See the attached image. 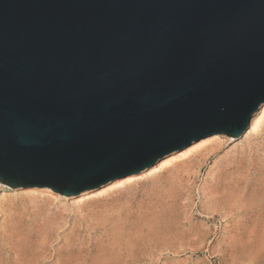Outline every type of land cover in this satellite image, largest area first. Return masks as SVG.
<instances>
[{"label": "water", "instance_id": "water-1", "mask_svg": "<svg viewBox=\"0 0 264 264\" xmlns=\"http://www.w3.org/2000/svg\"><path fill=\"white\" fill-rule=\"evenodd\" d=\"M264 103V0H0V183L78 195Z\"/></svg>", "mask_w": 264, "mask_h": 264}, {"label": "rangeland", "instance_id": "rangeland-1", "mask_svg": "<svg viewBox=\"0 0 264 264\" xmlns=\"http://www.w3.org/2000/svg\"><path fill=\"white\" fill-rule=\"evenodd\" d=\"M258 116L246 138L211 135L222 142L208 152L189 145L85 204L48 187L38 190L58 199L31 201L0 183V264H264V108Z\"/></svg>", "mask_w": 264, "mask_h": 264}, {"label": "bare ground", "instance_id": "bare-ground-1", "mask_svg": "<svg viewBox=\"0 0 264 264\" xmlns=\"http://www.w3.org/2000/svg\"><path fill=\"white\" fill-rule=\"evenodd\" d=\"M264 108V104H261L260 105V107H259V109H258V111L257 112H255L253 115H252V117H251V121H250V124H249V131H251V130H256V128L258 127V117L260 116H258V113H259V111L261 110V109H263ZM260 125V124H259ZM247 130V131H248ZM245 132L244 134H243V136L242 137H245L246 138V136L248 135V133L249 132ZM219 138H220V136H209V138H206L205 140H201L200 142L198 141H196V142H194L193 144H191L192 146L191 147H189L188 149H186L185 151H188L189 149H202V150H206L207 152H208V149L210 148V149H212V145H214V144H220L222 141H220L219 140ZM231 139V138H230ZM205 141L207 142L208 141V143H205ZM199 143V144H198ZM203 143V144H202ZM205 143V144H204ZM239 143V142H238ZM216 145V146H217ZM215 146V145H214ZM181 151H183L182 149H180V150H177V151H175V152H173V153H171V154H168L166 157L167 158H165L166 160L164 161V162H169V163H172V162H175V160L177 159V157L179 156V155H177L178 153H181ZM196 152V151H195ZM211 152V151H210ZM187 153H189V152H187ZM181 154H183V153H181ZM182 156V155H181ZM181 159V158H180ZM178 161V160H177ZM173 166V165H172ZM148 169H150L149 167L146 169V170H148ZM146 170H144V171H146ZM144 171H142V172H137V173H134V174H130V175H127V176H125V177H120V178H116V179H113L112 181H110V182H107L106 184H104V185H102V186H99L100 188L102 187V189L103 188H105L106 186L107 187H109L111 184L113 185L114 184V186L117 184V186L118 185H121L122 183H123V180H128L127 182H128V184H129V186L130 185H132L133 183H134V181L135 180H137L138 178H141V177H139V176H141L140 174L141 173H143ZM150 171V170H149ZM145 174V173H144ZM135 179V180H134ZM134 180V181H133ZM126 182V183H127ZM123 185V184H122ZM113 187V186H112ZM111 187V188H112ZM123 187V186H122ZM110 188V187H109ZM115 188H116V186H115ZM99 189V188H98ZM45 193H50V195L52 196V197H54L53 199H56L58 196L57 195H53V193H51L52 191L50 190V189H44L43 190ZM43 191H40V190H38V188L36 187V188H28L27 190H23L21 193H22V195H27V196H30V200L31 201H36V200H34L35 198H38V196L37 195H40L41 193H43ZM92 191H94V190H92V189H89V190H85L84 192H82L81 194H78L77 196H75V197H79V199H77L76 201H74V203L75 204H77V205H81V204H79V202H83L84 203V201L81 199V198H84L86 195H89V193L90 192H92ZM102 191H105V189H103ZM44 193V194H45ZM17 194V193H16ZM49 195V194H48ZM106 195V194H105ZM3 198H4V196H3ZM2 198V199H3ZM1 199V200H2ZM58 199V198H57ZM88 199V198H87ZM0 200V201H1ZM49 200V199H48ZM1 202H4V201H1ZM10 202V201H9ZM8 203V202H7ZM85 204V203H84ZM83 205V204H82ZM87 205V204H86ZM79 207V206H78ZM3 208V207H2ZM8 208V207H7ZM78 209H81V208H78ZM117 210V209H116ZM43 212V211H42ZM42 214V213H41ZM42 218V217H41ZM97 220H98V218H97ZM104 224V223H103ZM119 228V227H118ZM110 230V229H109ZM112 231V230H111Z\"/></svg>", "mask_w": 264, "mask_h": 264}]
</instances>
